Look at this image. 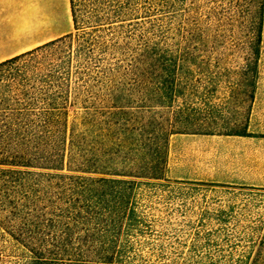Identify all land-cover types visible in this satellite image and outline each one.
Wrapping results in <instances>:
<instances>
[{
  "label": "trees",
  "instance_id": "trees-1",
  "mask_svg": "<svg viewBox=\"0 0 264 264\" xmlns=\"http://www.w3.org/2000/svg\"><path fill=\"white\" fill-rule=\"evenodd\" d=\"M0 63V264H264V187L173 178L175 134L249 136L264 0H69Z\"/></svg>",
  "mask_w": 264,
  "mask_h": 264
},
{
  "label": "crops",
  "instance_id": "crops-1",
  "mask_svg": "<svg viewBox=\"0 0 264 264\" xmlns=\"http://www.w3.org/2000/svg\"><path fill=\"white\" fill-rule=\"evenodd\" d=\"M63 17L72 20L69 0H0V63L59 38ZM248 133L173 135L170 176L264 187V100L255 99ZM178 156L182 170L174 174Z\"/></svg>",
  "mask_w": 264,
  "mask_h": 264
},
{
  "label": "rangeland",
  "instance_id": "rangeland-1",
  "mask_svg": "<svg viewBox=\"0 0 264 264\" xmlns=\"http://www.w3.org/2000/svg\"><path fill=\"white\" fill-rule=\"evenodd\" d=\"M62 22H63L62 26H61L62 35L60 37L65 36L67 34H70L74 31L73 30V23H72L71 19H70V22H67L65 20V18L63 17ZM263 46H264V44H263ZM261 70H262V75H261V80L259 83V88H258L257 96H256V98L259 99V101L264 100V47H263V58H262ZM202 157H204V156H202ZM180 160H181L180 156L173 159L171 170L174 174L179 173V171L182 170ZM173 163H174V165H173ZM170 175H171V173H170Z\"/></svg>",
  "mask_w": 264,
  "mask_h": 264
}]
</instances>
